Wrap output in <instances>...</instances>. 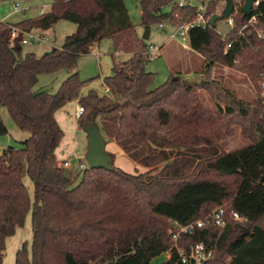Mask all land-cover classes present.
Masks as SVG:
<instances>
[{
	"label": "trees",
	"instance_id": "1",
	"mask_svg": "<svg viewBox=\"0 0 264 264\" xmlns=\"http://www.w3.org/2000/svg\"><path fill=\"white\" fill-rule=\"evenodd\" d=\"M127 1L52 0L39 17L15 24L0 20V109L7 108L16 126L30 134L22 148L0 154V264L7 239L31 210L26 176L34 185L33 252L30 259L23 246L15 264H151L168 250L172 258L163 264H179L174 246L196 244L213 253L205 264H264V103L258 85L264 73V0L250 14L243 10L247 0L239 6L233 0L237 9L225 37L216 25L189 33V46L210 64L208 71L218 65L251 80L253 102L228 91L222 77L189 81L171 72L165 84L152 88L149 45L132 23ZM136 1L150 28L197 17L196 7H178L174 0ZM221 2L209 3L207 19ZM60 21L77 26L61 49L40 57L23 52V33L47 32ZM14 27L20 34L13 39ZM105 39L113 40L115 52L130 56L114 60L104 79L107 95H82L87 82L78 72L55 94L35 90L40 76L75 70L79 58ZM202 92L217 103L216 112ZM76 101L84 108L79 129L97 124L105 139L150 175L87 168L75 185L78 176L68 175L57 158L65 133L56 113ZM236 125L249 144L226 151L222 143L236 135ZM7 134L0 114V136ZM220 207L228 213L223 227L208 221L174 240L180 227ZM232 212L247 222L234 221Z\"/></svg>",
	"mask_w": 264,
	"mask_h": 264
},
{
	"label": "rangeland",
	"instance_id": "2",
	"mask_svg": "<svg viewBox=\"0 0 264 264\" xmlns=\"http://www.w3.org/2000/svg\"><path fill=\"white\" fill-rule=\"evenodd\" d=\"M179 1L174 0L175 3ZM189 1L194 7L201 6L200 2L194 0ZM208 3L209 1L207 0L205 7L209 5ZM237 3L239 6L240 0H237ZM51 4L52 0H0V20L15 24L33 19L39 17L41 11L49 10ZM225 4V2L219 4V11L217 13H222ZM16 5H19L18 7L22 10L16 11ZM126 7L137 32L143 37L146 26L143 25L139 2L129 0L126 3ZM234 8L235 12L237 9L236 1L234 2ZM170 11L171 7L163 9L164 13H169ZM163 24L166 25V29H161L159 24L152 25L150 28V38L145 41L149 46L158 49L155 58L150 60L147 65V70L155 74L152 88H157L165 84L170 78L171 72H179L189 81H199L202 78L213 81L214 79L222 77V84L228 91L233 92L243 101L253 102L255 91L253 89V83L249 78L230 68L218 65L208 71L210 64L197 52L193 51L189 43L182 42L179 39H171L170 36L173 34L174 29L169 25L168 21L163 22ZM231 28L232 25L229 24L228 19L218 21L216 24L217 32L223 37H225ZM76 30L77 26L75 24L60 21L47 32H34L36 36L42 35L46 40L37 44L23 45V52L35 53L40 57L53 49H61L65 38L75 33ZM129 57L127 54L115 52L113 40L105 39L94 46L90 55H84L79 58L78 66L75 70H62L56 74L40 76L35 90H44L55 94L70 74L78 72L80 78L87 82L82 89V95L86 96L90 90H94L99 96H105L107 95V88L104 85V79L112 74L114 60L116 62H123ZM207 71L208 73H206ZM202 99L211 111H217V103L206 92H202ZM220 103L221 108L225 109V100H220ZM79 107L80 105L77 101L69 103L57 112L56 117L65 133L61 146L57 150V158L59 162L68 161L70 163V167L65 168V172L71 176H78L75 185L79 184L82 175V171L79 168L81 163L79 160L85 163L87 154V134L79 129L78 118L76 117V112ZM0 110L2 120L8 129L6 136H0L1 154L8 147L22 148V143L29 138L30 134L21 131L16 126L7 108L1 107ZM235 130L236 135L222 143L226 151L239 149L249 144V140L242 135V130L239 125H236ZM105 141L106 151L113 156V165L115 167L131 174L150 175L149 168L133 162L113 140L107 138ZM24 183L31 199V210L25 219L24 225L18 227L15 234L7 239L3 264H15L16 254L23 246L26 247L29 258H32L34 185L32 180L27 176L24 178ZM166 259V255L162 254L160 257L154 259L151 264H163L166 262Z\"/></svg>",
	"mask_w": 264,
	"mask_h": 264
},
{
	"label": "built area",
	"instance_id": "3",
	"mask_svg": "<svg viewBox=\"0 0 264 264\" xmlns=\"http://www.w3.org/2000/svg\"><path fill=\"white\" fill-rule=\"evenodd\" d=\"M197 2L201 3V6L196 7V12H197V17L195 20L180 24L178 26H171L174 29L173 34H171V39H179L182 42H187L189 43V33L191 29H194L196 27H201V28H206L207 25H209V19L205 17V11L207 7H205L206 1L207 0H194ZM209 3L212 0H208ZM208 3V4H209ZM260 4V0H258L254 7L258 6ZM178 7H184L186 5H191L189 0H180L177 3ZM19 5L15 6L16 11H21L18 7ZM193 6V5H192ZM229 20V24L233 26V19L232 17ZM161 29H166V25L161 24L159 25ZM12 38H17L18 35L20 34V30L18 28H12ZM24 34V40L22 42L23 45L26 44H37L44 42L46 39L44 36H36L34 32H28V33H23ZM230 47V45H229ZM158 52V49L149 46L148 48V53L150 56V59H154L156 54ZM259 88L261 92V97L263 99L264 103V73L260 76L259 80ZM84 113V108L79 107V109L76 112V117L79 119ZM80 163V170H85L88 168L87 163H82V161L79 160ZM60 166L63 168H69L70 163L68 161H63L60 163ZM228 216L227 211L225 208L220 207L214 211H212L209 215H207L204 218H201L197 220L196 222L190 223L188 225L182 226L179 228L178 233L174 235V240L177 241L180 235L182 234H192L196 229L202 228L204 224L208 221L212 222L215 226L217 227H223L225 225V218ZM229 216L234 220V221H242L243 223L247 222V220H242L240 215L237 212H232L229 214ZM176 253L178 255V261L179 264H205L207 261H209L213 257L212 251L208 250L204 244H196L191 246L189 249H183L179 248L176 245L174 246ZM167 257L166 261L171 260L172 258V252L171 250H168L167 252L164 253Z\"/></svg>",
	"mask_w": 264,
	"mask_h": 264
},
{
	"label": "water",
	"instance_id": "4",
	"mask_svg": "<svg viewBox=\"0 0 264 264\" xmlns=\"http://www.w3.org/2000/svg\"><path fill=\"white\" fill-rule=\"evenodd\" d=\"M258 0H247L243 6L244 12L250 14ZM225 7L221 14H214L209 19V25L214 27L218 21L230 19L234 13L233 0H225ZM144 41L150 38V26L145 27ZM83 131L87 134L86 163L89 169H105L114 171L112 156L106 151V141L97 124L89 123L84 126Z\"/></svg>",
	"mask_w": 264,
	"mask_h": 264
},
{
	"label": "crops",
	"instance_id": "5",
	"mask_svg": "<svg viewBox=\"0 0 264 264\" xmlns=\"http://www.w3.org/2000/svg\"><path fill=\"white\" fill-rule=\"evenodd\" d=\"M47 11H48V10H47ZM47 11H44V10L41 11L40 15H41V14H44V13L47 12ZM3 22L7 23L6 21H3ZM37 31L42 32V31H40V30H34V32H36V33H37ZM38 34H39V33H38ZM44 34H45V33H44ZM92 51H93V49H92ZM92 51H91V52H92ZM90 54H91V53H90ZM90 54H89V55H90ZM107 93H108V89H107ZM56 117H57V113H56ZM56 154H57V153H56ZM61 162H62V161H61Z\"/></svg>",
	"mask_w": 264,
	"mask_h": 264
}]
</instances>
